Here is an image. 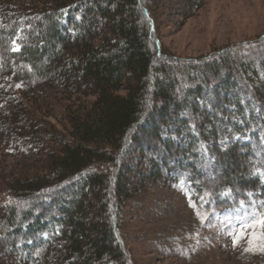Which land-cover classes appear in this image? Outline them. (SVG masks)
I'll list each match as a JSON object with an SVG mask.
<instances>
[{
    "label": "trees",
    "instance_id": "obj_1",
    "mask_svg": "<svg viewBox=\"0 0 264 264\" xmlns=\"http://www.w3.org/2000/svg\"><path fill=\"white\" fill-rule=\"evenodd\" d=\"M203 1L0 0V147L42 155L0 186V260L138 264L126 229L148 180L194 210L252 193L263 211L264 33L199 56L160 39L165 10Z\"/></svg>",
    "mask_w": 264,
    "mask_h": 264
},
{
    "label": "rangeland",
    "instance_id": "obj_2",
    "mask_svg": "<svg viewBox=\"0 0 264 264\" xmlns=\"http://www.w3.org/2000/svg\"><path fill=\"white\" fill-rule=\"evenodd\" d=\"M169 12L165 10L160 17V39L164 47L177 56H199L227 43L264 33V0H204L198 11L186 20ZM14 46L19 48L17 42ZM48 120L59 130L63 129L62 119ZM32 141L18 138L7 148L0 147L1 187L8 181L7 177L29 170L41 160L42 155L36 154ZM146 184L140 206L130 211L126 229V239L138 264H256L264 261V251L258 247L248 250L247 238L234 246L229 235L238 231V216L245 209H240L239 213L237 208L217 212L194 210L174 182L161 179L148 180ZM250 200L256 205L249 210L260 212L256 198L252 195ZM0 264L23 263L0 260Z\"/></svg>",
    "mask_w": 264,
    "mask_h": 264
},
{
    "label": "snow or ice",
    "instance_id": "obj_3",
    "mask_svg": "<svg viewBox=\"0 0 264 264\" xmlns=\"http://www.w3.org/2000/svg\"><path fill=\"white\" fill-rule=\"evenodd\" d=\"M264 177V173H259ZM231 193V189H228L224 194L228 195ZM206 195H211V193H206ZM249 197L252 193H247ZM256 205L255 201L246 202L241 200L239 202V208L236 211L239 213L240 209H245V212L238 216V231L235 233H229L233 238V245L239 243L241 239L247 238L250 245L248 250H252L253 247H258L260 251H264V211L256 212L250 211L249 209H254ZM261 208H264V201L260 202ZM195 207V205H193ZM199 215V213L197 214ZM260 241L257 245L256 242Z\"/></svg>",
    "mask_w": 264,
    "mask_h": 264
}]
</instances>
